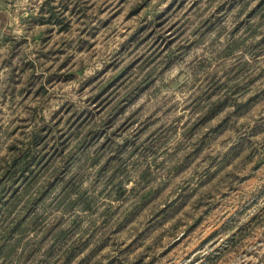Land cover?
I'll return each instance as SVG.
<instances>
[{"label":"rangeland","instance_id":"374dc122","mask_svg":"<svg viewBox=\"0 0 264 264\" xmlns=\"http://www.w3.org/2000/svg\"><path fill=\"white\" fill-rule=\"evenodd\" d=\"M45 1L0 0V264H264V0Z\"/></svg>","mask_w":264,"mask_h":264},{"label":"trees","instance_id":"16d2710c","mask_svg":"<svg viewBox=\"0 0 264 264\" xmlns=\"http://www.w3.org/2000/svg\"><path fill=\"white\" fill-rule=\"evenodd\" d=\"M48 3V0L45 1V4ZM48 5V4H47ZM44 8V7H42ZM49 8V7H48ZM50 19H55L59 21L61 25L66 27V23L62 19L57 18V14L54 11V8L49 10ZM39 23H44V15H40ZM42 37L41 32L35 33L34 38L39 40ZM40 133L33 135L31 139L27 141L26 146L16 148L15 151L11 152L9 157L3 156L1 161L3 162L4 170L0 175V193L2 191H7L8 188L12 186L13 181L19 176H26L27 172L31 170V163L35 159L36 155L32 152L31 147L37 146L41 140Z\"/></svg>","mask_w":264,"mask_h":264}]
</instances>
